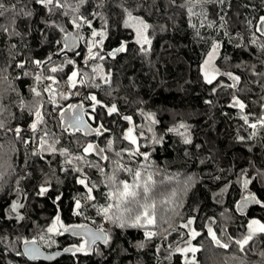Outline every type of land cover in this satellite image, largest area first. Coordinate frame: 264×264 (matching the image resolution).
<instances>
[{"label":"snow or ice","instance_id":"snow-or-ice-1","mask_svg":"<svg viewBox=\"0 0 264 264\" xmlns=\"http://www.w3.org/2000/svg\"><path fill=\"white\" fill-rule=\"evenodd\" d=\"M232 10L231 0H0V191L7 186L10 197H0V264L64 256L71 264H114L117 257L118 264H143L149 252L152 264H200L204 248L193 241L205 231L223 250L214 264H264V218L249 211H264V11L245 16L237 8L230 16ZM181 21L203 49L197 69L204 103L236 122L242 154L225 167L222 153L210 151L193 159L203 166L200 176L163 173L158 181L163 170L153 154L168 134L201 154L202 146L183 121L158 131L161 121L146 108L137 80L121 81L114 67L131 55L158 71L156 43L180 31ZM37 36L50 49L44 57L33 53ZM25 79L32 82L27 99L17 84ZM69 176L76 187L66 205ZM212 182L222 207L239 187L233 208L223 207L219 220L199 208L185 216L184 197ZM48 202L54 213L34 219Z\"/></svg>","mask_w":264,"mask_h":264},{"label":"trees","instance_id":"trees-1","mask_svg":"<svg viewBox=\"0 0 264 264\" xmlns=\"http://www.w3.org/2000/svg\"><path fill=\"white\" fill-rule=\"evenodd\" d=\"M231 2L233 4V10L229 13L230 16L235 14L237 8L245 16L258 15L261 11H264V3H262V0H231ZM246 3H250L256 10L253 11L252 7L247 10L240 7ZM18 24H20L19 21ZM29 26L35 27L36 25L30 23ZM20 27L23 29L24 25L20 24ZM178 27L180 31L165 33L162 39L156 43L157 55L154 61L158 67V71L156 68L150 70L147 65L134 60L131 55L121 59L114 67V71L118 74L121 81L124 80L125 75H128L130 79L137 80L136 90L139 91L141 98L144 99L146 108L155 112L157 118L161 121V124L158 126V131L165 130L174 123L183 121L191 127L194 143L202 146L203 154H201L200 150L184 145L180 142L179 137L168 134L165 143L162 146H157L156 152L153 154L156 166L163 170L161 175L154 177L158 181L164 178L163 173L181 178L188 174L200 176V169L203 166L194 164L193 159L196 157L202 159L210 151L213 154L216 152L222 153L223 159L220 160V163L225 167H228L229 162L233 161L237 155L242 154L241 146L234 143L236 122L234 120L230 121L222 116L221 111L224 109L219 105L216 108H212L204 103V100L208 98V94L199 79L197 69L202 59L203 49L196 42L195 37L191 34V30L186 28L183 21L180 22ZM162 45L166 47H161ZM31 46L33 53L39 52L41 57L46 56L50 51V49L40 46L39 36L31 41ZM227 53L237 60L241 56L238 50L231 47H227ZM125 64L130 66L127 72L123 73L121 72V66ZM153 74H155V79H153ZM31 83V80L28 79H25L23 82H17L18 87L24 93L26 99L30 98L28 95V86ZM137 119L139 118L137 117ZM20 147L22 152L23 146ZM186 151L193 153V155L191 157L186 155ZM212 167L215 168L216 165ZM208 171L209 169H204L205 173ZM11 179L10 177L8 178L9 181ZM128 179L131 182V177H128ZM173 186L168 185V190ZM74 187L76 186L72 183V177L69 176L65 185L66 205L69 202L68 197L72 194ZM220 187H223V185L221 184ZM6 190L7 186L4 191H0V197L5 200L10 198L5 195ZM219 190L220 188L217 187L216 182H212L207 186L198 185L196 189L190 191L184 197L182 211L185 216L196 214L191 210L199 208L201 209L199 213L201 216L214 215L219 220V214L223 210V207L233 208L234 202L240 198V191L237 186L225 195L222 207L217 205L212 199V194ZM158 191L163 193L165 191V185L159 184ZM40 203L44 202L41 201ZM54 211L55 209L48 202L43 208H36L34 219L38 218L43 222ZM250 214L255 217L264 218V211H261L258 207L250 210ZM234 219L239 224L242 222L243 217L236 214ZM177 223H179V220H177ZM200 224H203V220L200 221ZM214 227L216 226L214 225ZM129 236L139 238L140 234L131 232ZM72 239L71 237L66 240L61 239V244L70 243ZM198 242L204 248L203 251L197 254L200 264H214V261L219 259L215 254L222 253L223 250L212 246L206 231L204 236L197 238V241H193V243ZM45 250L52 251L54 249ZM95 259L97 258H93L92 261H86L85 264H94ZM119 259L117 257L114 264H118ZM140 259L143 261V264H152L153 258L151 252H149L147 255H141ZM29 264L46 263L29 262ZM53 264H71V261L67 256H64ZM124 264H128V261L125 260Z\"/></svg>","mask_w":264,"mask_h":264},{"label":"water","instance_id":"water-1","mask_svg":"<svg viewBox=\"0 0 264 264\" xmlns=\"http://www.w3.org/2000/svg\"><path fill=\"white\" fill-rule=\"evenodd\" d=\"M253 208H254V207L250 208L249 211L252 210ZM45 251H47V250H45ZM61 258H62V257L57 258V261H58L59 259H61ZM57 261H55V262H57ZM38 262H42V263H46V264H53V263H55V262H53V261H46V260H43V259L38 260V261H35V262H32V263H38Z\"/></svg>","mask_w":264,"mask_h":264},{"label":"bare ground","instance_id":"bare-ground-1","mask_svg":"<svg viewBox=\"0 0 264 264\" xmlns=\"http://www.w3.org/2000/svg\"><path fill=\"white\" fill-rule=\"evenodd\" d=\"M48 251V250H47ZM53 251V250H52Z\"/></svg>","mask_w":264,"mask_h":264}]
</instances>
